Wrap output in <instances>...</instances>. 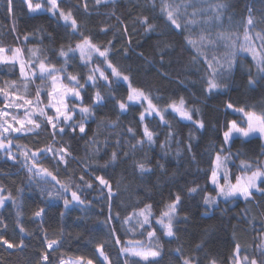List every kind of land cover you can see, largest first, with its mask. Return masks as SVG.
Returning <instances> with one entry per match:
<instances>
[{"label": "trees", "instance_id": "1", "mask_svg": "<svg viewBox=\"0 0 264 264\" xmlns=\"http://www.w3.org/2000/svg\"><path fill=\"white\" fill-rule=\"evenodd\" d=\"M76 2L77 0H70L72 10L83 29L99 44L112 41L113 63L124 69L131 68L128 74L133 86L150 91L154 98L159 97L160 99L155 102L160 105L166 104L170 99L183 96L189 105L200 109L199 115L205 122L204 130L195 131L190 122L168 116L167 119L178 133L177 139L180 143L173 142L165 155L159 145L164 141L167 129L156 127L157 121L149 120V126L160 133L157 143L137 149L127 162L121 156L115 166L97 172L104 174L110 180L114 190L119 189L118 194L111 201L113 214L111 224L115 226L116 234L122 241L141 238L138 234L133 237L130 233H126L129 225H122L121 221L115 218L116 212L123 217L134 207L151 203L153 211L158 215L171 194L180 191L184 200L181 220L185 215L188 220L186 222L182 220L178 224L176 238L164 236L159 225L155 221L152 223L163 246L161 264H179L175 253L178 247L186 255L198 257L202 264H206V257L209 256L215 257L220 264H230L229 258L237 243L241 246V255H255L259 260L260 255L256 245L259 230L264 224V196L255 194V202L239 198L227 202L221 200L218 206L208 207L203 204L204 193L187 196L182 191L195 182L206 192L215 194L208 180L214 149L223 143L222 132L225 130L226 121L237 119L236 115L225 114L223 110L225 102L230 100L240 106H255L257 111L264 108V80L258 81L255 89L248 85L249 67L254 78L258 79L251 58L249 56L242 58L240 67L234 69L232 75L227 78L226 89L208 95L204 92L203 67L190 63L191 53L184 46L180 35L173 32L163 19L154 21L158 25L155 33L145 34L137 17L148 15L151 18L157 15L151 10L150 0H107L99 6L94 4V0H88L90 14H85L82 8H76ZM211 2L214 3L216 0ZM219 2L227 5L223 16L224 29L242 32L249 9L256 20L264 16V0H219ZM61 6L67 8L69 4ZM61 23L49 13L29 14L23 0H13L12 12L7 10V0H0V45L24 48L26 57L28 49L36 45L44 50L53 63L58 65L62 63L58 56V48L62 44L73 42L76 38L68 35V32L61 27ZM125 25L127 33L124 32ZM105 26L108 27L106 34L101 31ZM260 27L264 25H258L256 30L259 31ZM33 33L35 35H32ZM25 34H30L27 42L23 41ZM41 37H43L42 41ZM160 42H167L172 46L171 53L164 57L163 64L160 62L157 49V44ZM141 52L144 54L143 57L138 55ZM68 71L83 77L87 69L81 67L80 61L75 59L70 60ZM3 80H19L18 65L15 68L10 65H0V81ZM36 83L40 81L37 80ZM92 91V88L87 89V94L84 95L85 103H90L88 97ZM101 91L107 92L106 89ZM124 94L125 87H121L117 95ZM140 110L133 108L128 113L121 114L114 103L108 100L107 107L96 110L95 119L87 121L88 135L85 139H80L79 136L73 139L70 135L63 138L71 144V151L78 159L69 158L67 169L63 166L57 168L55 161L44 159L45 167L57 174L62 182L73 184L74 188V184L79 183L78 178L84 171L81 161L88 162L90 149L86 150V140L91 139L93 133L97 134L101 142L105 138L108 139L109 147L102 149L100 153L101 163L109 158L113 150L130 151L125 140H131V136L125 129L127 126H132L139 134L140 124L137 117ZM107 120L117 121L119 126L105 127L103 122ZM190 131L196 137L192 141V154L184 147L188 142ZM117 139L120 140L119 147L115 143ZM261 141L258 137L252 138L251 142L247 139H235L231 146L233 160L229 163L233 176L239 174L240 159L264 158L261 155L264 152ZM132 142L135 143L134 140ZM14 143L34 149L51 143V139L47 132H42L39 137L20 136L18 140H14ZM14 150L19 151L16 148ZM177 150L180 151L179 156L176 155ZM236 154H239L238 158ZM145 158L151 160L153 172L141 176L133 167L132 160ZM157 161L164 165L163 170L156 166ZM0 184L22 201L20 223L27 230L23 234L19 232L16 223L17 209L11 202H7L5 207L0 209V217L8 223V238L16 243L23 238L26 247L22 250H6L5 247L0 246V264H36L45 248V234L49 239H59L61 242V247L50 253V264H58L60 258L75 259L79 256L97 261L95 249L100 243L104 244L105 252L113 264H124L125 257L119 252V246L115 244L109 227L105 224L109 215L106 190L102 194L96 182L92 189L85 188L81 192V198L91 201V204L71 205L65 210L62 200L50 201L34 182L29 183L25 170L18 162L14 163L0 155ZM20 189L23 191L18 192ZM49 203L55 204V207L49 208ZM39 207L45 208L46 215L35 218L33 213ZM61 212L64 213L63 216L60 215Z\"/></svg>", "mask_w": 264, "mask_h": 264}, {"label": "snow or ice", "instance_id": "2", "mask_svg": "<svg viewBox=\"0 0 264 264\" xmlns=\"http://www.w3.org/2000/svg\"><path fill=\"white\" fill-rule=\"evenodd\" d=\"M104 0H94L99 6ZM29 14L49 13L61 23L68 35L75 37L73 42L67 45H60L58 56L62 63H53L43 49L33 45L28 49V56L21 47H5L0 45V65H10L19 68V80L0 81V151L6 154V159L14 163L18 162L25 170L29 183H35L50 201L62 200L65 210L70 205L91 204L81 198L83 189H92L94 182L103 194L106 190V200L109 215L105 224L115 244L119 246V252L125 257L124 264H161L163 246L157 235L156 228L152 227L153 221L160 226L163 235L175 239L177 236L178 224L186 222L185 215L181 220L183 196L180 191L173 192L170 199L163 205L157 215L153 211L151 203H144L140 207H134L131 212L121 217L119 212L115 218L120 220L122 225H129L126 233L133 237L137 234L140 239H128L122 241L116 234L113 220L111 201L118 194L119 189L114 190L109 179L103 172L110 166H115L120 157L125 161L134 156L137 149H143L145 145L152 146L157 143L160 133L150 127L148 121L156 120V127L167 129L165 139L160 143V148L167 155L170 145L180 141L178 133L173 129L167 119L173 116L180 121L191 123L195 131L205 129V122L199 115L200 109L188 104L183 96L170 99L166 104L160 105L150 91L144 88L135 87L132 84L128 73L131 68L124 69L113 63V44H99L93 40L82 27L80 21L72 10L70 0H23ZM62 4H69V7H62ZM151 10L157 15L149 17L142 15L137 17L139 24L143 27L145 34L155 33L158 25L156 19H163L173 32L183 38L184 46L191 53L190 63L203 67L204 92L208 95L220 93L227 88L226 80L238 69L245 54L251 58L256 68L255 76L251 68L248 69V85L255 89L258 81L264 80V27L256 29L258 25H264V16L259 20L254 19L251 9L243 25V31L224 29L223 16L227 8L225 3L211 2V0H150ZM76 8H82L85 14L89 13L88 0H77ZM7 10L13 11V0H7ZM115 15V13H112ZM119 19V17H117ZM230 19V18H229ZM122 23V22H121ZM124 32L127 33V26ZM103 33L108 32V27L101 29ZM30 34L23 36V41L29 40ZM32 35H35L33 33ZM51 39V34H48ZM43 37H41V41ZM131 43L130 37L128 38ZM158 55L161 64L164 57L170 55L172 46L167 42L157 44ZM143 57V53H139ZM78 59L81 67L87 69L86 74L81 77L68 71L70 60ZM199 71V68L197 69ZM167 76V73H161ZM39 80L40 83H36ZM183 83V81H181ZM121 87H125L124 95H117ZM93 91L89 95L90 103H85L84 95L87 89ZM106 89L107 92H102ZM108 100H111L121 114L128 113L133 108H140L138 122L140 132L132 126L126 127V132L131 140H125L130 151H111L107 160L102 159V149L108 148V139L101 142L97 134L86 140L88 151V162L81 161L84 171L79 176V183L69 184L62 182L57 174L48 167H45L43 160L55 161L57 168L68 167L69 158L78 159L71 151V144L64 141L65 136L70 135L73 139L77 136L85 139L88 135L87 121L95 119L96 110L107 107ZM225 114H233L237 119L227 120L222 132L223 143L214 149V159L210 168L209 182L214 186L213 193L206 192L198 183L193 182L191 186L183 189L185 195L195 196L204 193L203 204L212 207L218 206L221 200L227 202L235 198H243L245 201H254V195L264 196V159L255 160L240 159L237 175L233 176L229 163L233 160L231 152L232 143L237 138L251 139L258 137L264 140V108L257 111L255 106H240L232 101L224 104ZM195 116V118H194ZM105 127H118L117 121H104ZM42 132H47L51 143L43 147L30 149L27 146L14 143L20 136L33 135L39 137ZM196 139L193 132L188 134V142L184 145L188 153L192 154V141ZM135 141L133 143L132 141ZM116 146H120V140H116ZM18 149L14 153L13 149ZM107 154V153H105ZM180 155V151H176ZM237 158L239 154H236ZM264 156V152L261 153ZM18 156L20 159L18 160ZM193 159L195 156L193 154ZM133 167L141 175L153 172L150 159H133ZM95 165V168H93ZM157 167L163 170L164 165L157 161ZM90 177V178H87ZM20 189L18 192H22ZM7 202H11L17 209L16 223L20 233H26L23 224L20 223V208L22 201L14 197L11 191L0 184V209L4 208ZM55 204L49 203V208ZM63 212L60 213L63 216ZM35 218H42L46 215L44 207H39L34 213ZM8 223L0 217V246L6 250L20 249L26 247L24 239L18 243L14 242L7 235ZM45 231L44 229H41ZM45 248L40 253L36 264H50V253L61 247L59 239H49L44 236ZM199 247V246H198ZM260 259L255 255H241V246L237 243L229 258L230 264H264V224L258 233ZM98 264H113L106 254L104 244L96 246ZM179 264H202L198 257L186 255L181 248H176ZM91 258L79 256L75 259H58V264H97ZM206 264H220L215 257H206Z\"/></svg>", "mask_w": 264, "mask_h": 264}, {"label": "rangeland", "instance_id": "3", "mask_svg": "<svg viewBox=\"0 0 264 264\" xmlns=\"http://www.w3.org/2000/svg\"><path fill=\"white\" fill-rule=\"evenodd\" d=\"M104 1H107V0H104ZM34 2H35V0H34ZM244 56H247V54H245ZM250 58V57H249ZM262 142V144H263V147H264V140H262L261 141ZM15 149V148H14ZM13 149V152L14 153H18V151H16V150H14ZM0 155H3V156H5L6 157V154L5 153H3L2 151H0ZM20 159V157L18 156V160ZM210 185H211V187L212 188H214V186L210 183ZM239 199H243V198H240V197H238ZM236 199V198H235ZM71 206V205H70ZM73 206H79L78 204H73ZM160 227V226H159Z\"/></svg>", "mask_w": 264, "mask_h": 264}, {"label": "crops", "instance_id": "4", "mask_svg": "<svg viewBox=\"0 0 264 264\" xmlns=\"http://www.w3.org/2000/svg\"><path fill=\"white\" fill-rule=\"evenodd\" d=\"M264 159V158H263Z\"/></svg>", "mask_w": 264, "mask_h": 264}]
</instances>
